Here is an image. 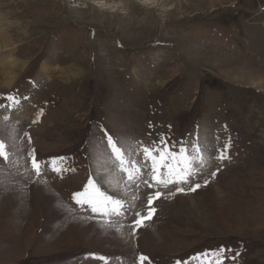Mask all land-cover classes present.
<instances>
[{"label":"rangeland","instance_id":"obj_1","mask_svg":"<svg viewBox=\"0 0 264 264\" xmlns=\"http://www.w3.org/2000/svg\"><path fill=\"white\" fill-rule=\"evenodd\" d=\"M0 14L22 60L10 86L0 68V264H208L219 249L264 264V0H0ZM109 135L139 164L161 136L206 164L165 186L149 161L125 187ZM89 179L131 211L78 204Z\"/></svg>","mask_w":264,"mask_h":264},{"label":"snow or ice","instance_id":"obj_2","mask_svg":"<svg viewBox=\"0 0 264 264\" xmlns=\"http://www.w3.org/2000/svg\"><path fill=\"white\" fill-rule=\"evenodd\" d=\"M7 99L13 103H19L13 96L9 95ZM7 119V117H5ZM121 145V146H118ZM108 146L111 149L112 156L117 162L118 167L121 172L127 174V182L125 187L128 185H135L139 187L136 183L138 180L142 179V171L144 168L149 167L150 161V177L154 184L158 185H169V184H186L190 179L195 178L197 173L203 169L206 164L204 156L201 149L198 146H193V152L196 155H192L188 152V149L181 145L179 151L169 150L167 139L161 136L160 142L157 144L153 141L151 146H142L138 149L142 152L144 162L143 164L137 163L134 158H129L130 153L126 155V149L123 147V141H114L112 136H108ZM173 148L175 145L172 146ZM228 145H225L227 148ZM0 157L7 159V154L5 152V145L0 141ZM220 159L225 158L223 154L219 157ZM61 162L63 158H59ZM55 161H53V170L63 171V169H57L55 167ZM199 165V167H197ZM40 164L35 159L34 155L32 158V168L36 170L37 174L40 172ZM213 176L216 175L215 172L212 173ZM145 185L149 188L153 187L152 183L148 181H143ZM205 184L208 181L204 182ZM200 184H195L191 187L190 191H195L199 188ZM182 187H177V191H183ZM161 193L159 191L155 192V195H149L147 198L148 217H143L140 213H135L138 218L135 220V224L139 227L142 221L146 218H150L154 209L151 207L153 201L160 197ZM73 198L80 205H88L93 213H98L101 216H112L121 215L122 213L131 211L130 208L126 207V201L114 198L113 196L107 195L105 192L101 191L100 188L96 186L92 179H89L88 184L85 186L83 192L74 193ZM225 249L215 250L211 253L214 260H208V264H222V258L224 257ZM230 251V250H227ZM202 257L208 258L209 253L201 254ZM237 257L239 252H237ZM99 260L103 261V264H108V260L104 256L98 257ZM140 261L143 262L147 257L141 256ZM235 259V257L233 258ZM176 264H181V261L177 260ZM203 264V261H202Z\"/></svg>","mask_w":264,"mask_h":264},{"label":"bare ground","instance_id":"obj_3","mask_svg":"<svg viewBox=\"0 0 264 264\" xmlns=\"http://www.w3.org/2000/svg\"><path fill=\"white\" fill-rule=\"evenodd\" d=\"M6 17H7L6 15L0 14V68L2 69V71H3L2 74L4 76L3 77L4 78L3 84L5 86H10L11 82H12L11 80L14 78L12 76L13 75L12 68L19 65V63L22 60L16 59L13 56L12 51L14 50V48H12V46L14 43L10 42V39H8L7 33L5 32L6 31L5 27L9 26L12 23H10ZM4 20H7V21L4 22ZM14 47H15V45H14ZM2 52H5V54L3 55ZM42 71H47V66L45 63L42 66ZM8 108H9V113H10L11 119L13 120L14 118L12 116V113L15 114L14 113L15 111L13 110V108L11 109L10 105ZM16 113H18V112H16ZM20 113L21 112L18 113L17 119L21 117ZM142 246H143V244H142ZM148 248L147 247L144 248V251L147 252V250H150V247H148ZM149 253H152V252H149Z\"/></svg>","mask_w":264,"mask_h":264},{"label":"water","instance_id":"obj_4","mask_svg":"<svg viewBox=\"0 0 264 264\" xmlns=\"http://www.w3.org/2000/svg\"><path fill=\"white\" fill-rule=\"evenodd\" d=\"M232 7H235V4H232L230 6H227L225 9H229V8H232Z\"/></svg>","mask_w":264,"mask_h":264}]
</instances>
